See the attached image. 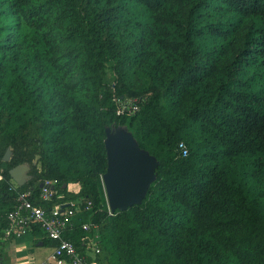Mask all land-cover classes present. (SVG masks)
Returning a JSON list of instances; mask_svg holds the SVG:
<instances>
[{
  "label": "trees",
  "instance_id": "trees-1",
  "mask_svg": "<svg viewBox=\"0 0 264 264\" xmlns=\"http://www.w3.org/2000/svg\"><path fill=\"white\" fill-rule=\"evenodd\" d=\"M119 126L158 165L140 204L108 212ZM0 167L1 230L18 191L56 180L63 197L32 200L90 201L66 236L84 252L80 224H98L99 263L264 264V0H0Z\"/></svg>",
  "mask_w": 264,
  "mask_h": 264
},
{
  "label": "built area",
  "instance_id": "built-area-1",
  "mask_svg": "<svg viewBox=\"0 0 264 264\" xmlns=\"http://www.w3.org/2000/svg\"><path fill=\"white\" fill-rule=\"evenodd\" d=\"M118 107L117 113H122L125 109L129 114L134 113L138 108L136 105L123 104ZM180 155L187 154V147L181 141L178 144ZM1 176V167H0ZM12 188L18 186L12 179ZM39 192L36 195L41 201H53L63 197L55 188L56 180H45L41 183ZM34 186L17 192L16 204L6 214L7 226L2 229L6 235L22 234L31 232L34 226H38L44 235L55 242L52 246V257L43 260L40 264H102L96 260V255L100 252V247L96 243L92 245L90 235L82 240L84 252L78 251L74 242L66 236L68 231L76 227V216L91 209V202L83 203L82 199L76 198L69 204L55 202L50 208L35 204L32 200L34 196ZM108 212H111L107 205ZM94 223L83 221L80 227L84 231H91ZM87 250H91L92 254ZM89 259V260H88Z\"/></svg>",
  "mask_w": 264,
  "mask_h": 264
},
{
  "label": "water",
  "instance_id": "water-1",
  "mask_svg": "<svg viewBox=\"0 0 264 264\" xmlns=\"http://www.w3.org/2000/svg\"><path fill=\"white\" fill-rule=\"evenodd\" d=\"M104 146L106 169L102 183L110 211L126 210L140 204L155 180L157 159L140 148L132 133L123 126L106 129ZM9 156L8 149L3 160L8 161ZM29 171V165L21 163L10 168L9 175L18 186H22L32 177Z\"/></svg>",
  "mask_w": 264,
  "mask_h": 264
},
{
  "label": "crops",
  "instance_id": "crops-1",
  "mask_svg": "<svg viewBox=\"0 0 264 264\" xmlns=\"http://www.w3.org/2000/svg\"><path fill=\"white\" fill-rule=\"evenodd\" d=\"M9 236L0 229V264H40L52 257V246L35 244L29 232Z\"/></svg>",
  "mask_w": 264,
  "mask_h": 264
},
{
  "label": "rangeland",
  "instance_id": "rangeland-1",
  "mask_svg": "<svg viewBox=\"0 0 264 264\" xmlns=\"http://www.w3.org/2000/svg\"><path fill=\"white\" fill-rule=\"evenodd\" d=\"M105 72H106V82L112 83L114 76H113L111 70L107 67L105 69ZM68 189L76 192V191H78L79 186L76 184H69ZM91 232H92V235H90L91 237L89 240L91 241L92 245H94L95 243L97 245H99L101 238H100V234H99V230H98V224H94ZM87 251H88V253L92 254L91 250H87ZM12 264H14V263H12Z\"/></svg>",
  "mask_w": 264,
  "mask_h": 264
}]
</instances>
